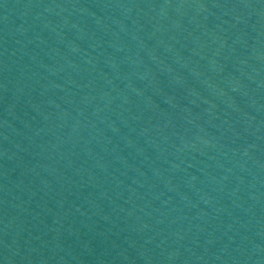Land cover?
Wrapping results in <instances>:
<instances>
[{"label":"water","instance_id":"95a60500","mask_svg":"<svg viewBox=\"0 0 264 264\" xmlns=\"http://www.w3.org/2000/svg\"><path fill=\"white\" fill-rule=\"evenodd\" d=\"M0 264H264V0H0Z\"/></svg>","mask_w":264,"mask_h":264}]
</instances>
